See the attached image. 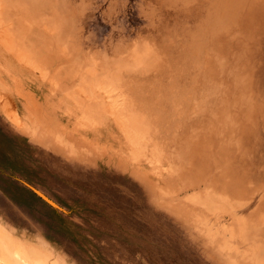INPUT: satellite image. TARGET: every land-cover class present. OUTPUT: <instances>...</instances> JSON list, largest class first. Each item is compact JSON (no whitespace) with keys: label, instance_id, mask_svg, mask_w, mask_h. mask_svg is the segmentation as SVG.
I'll list each match as a JSON object with an SVG mask.
<instances>
[{"label":"rangeland","instance_id":"374dc122","mask_svg":"<svg viewBox=\"0 0 264 264\" xmlns=\"http://www.w3.org/2000/svg\"><path fill=\"white\" fill-rule=\"evenodd\" d=\"M0 264H264V0H0Z\"/></svg>","mask_w":264,"mask_h":264}]
</instances>
